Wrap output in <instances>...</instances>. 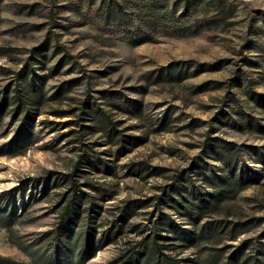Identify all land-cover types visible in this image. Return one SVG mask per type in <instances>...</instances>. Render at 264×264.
I'll return each mask as SVG.
<instances>
[{
  "label": "rangeland",
  "instance_id": "rangeland-1",
  "mask_svg": "<svg viewBox=\"0 0 264 264\" xmlns=\"http://www.w3.org/2000/svg\"><path fill=\"white\" fill-rule=\"evenodd\" d=\"M4 97L0 255L77 199L85 264H264V0H0Z\"/></svg>",
  "mask_w": 264,
  "mask_h": 264
},
{
  "label": "trees",
  "instance_id": "trees-1",
  "mask_svg": "<svg viewBox=\"0 0 264 264\" xmlns=\"http://www.w3.org/2000/svg\"><path fill=\"white\" fill-rule=\"evenodd\" d=\"M110 8H112V6ZM14 91V101L17 105V111H22V108L29 104V101H32L33 103L36 101L33 96H25L22 91L18 89ZM7 102L8 100L4 97L1 100L0 109L4 108ZM73 190L77 193V190H80L79 185L74 183ZM80 203L81 200H71L62 214L61 225L56 230V233L53 234L48 246H45V249L38 248L31 250L29 252L30 261H13L9 257L0 255V264H85L86 257L92 251H94L93 254L96 252V244H98V240L96 239L95 234L96 228L93 226V223L95 222L91 220V215L89 216L88 221L83 223L82 226H79V221L81 219L79 212ZM207 204L199 206V209L207 207ZM9 209H13V204L9 203V208L6 209L7 214H0V227L7 228L10 232L9 227L11 225L12 214H9ZM76 227H79L78 233H75ZM104 237H101L99 242H101ZM106 237L108 238L109 235ZM9 238L21 249L29 251L25 246H22L21 243L17 241L15 242L10 233ZM151 243L152 250L154 249L153 251L155 254L154 261L152 263L150 262L152 257L151 254H149L148 260H145L143 264H183L180 259L174 258L159 249V243L157 242L156 237L153 238ZM141 257L140 254H133L129 258H127V255H123L121 257L123 260L121 264H141Z\"/></svg>",
  "mask_w": 264,
  "mask_h": 264
}]
</instances>
